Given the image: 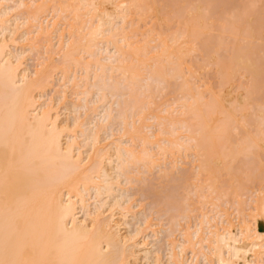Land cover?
Segmentation results:
<instances>
[{"label": "bare ground", "instance_id": "obj_1", "mask_svg": "<svg viewBox=\"0 0 264 264\" xmlns=\"http://www.w3.org/2000/svg\"><path fill=\"white\" fill-rule=\"evenodd\" d=\"M201 1L0 0V264H264L253 7Z\"/></svg>", "mask_w": 264, "mask_h": 264}, {"label": "rangeland", "instance_id": "obj_2", "mask_svg": "<svg viewBox=\"0 0 264 264\" xmlns=\"http://www.w3.org/2000/svg\"><path fill=\"white\" fill-rule=\"evenodd\" d=\"M205 1V0H204ZM201 1L202 2V4H200L201 5V7L204 5V6H206V7H208V5H210V3L209 2H207V1H210V0H207V1ZM212 1H213V3H214V1H215V3L213 4L212 3ZM212 1H210L211 3H212V5L211 6H217V5H215V4H218V5H221V4H224V7L222 8V6H221V8L222 9H226L227 11H230L232 8H234V7H237V6H232V5H236V4H239L238 6H239V8H244L243 10H240V12H244L245 10H246V8H247V6H248V8L250 9V8H252L253 10L252 11H250L248 8V10L247 11H250V13H252V14H250V17H248L246 20H248V22H250V24L251 23H253V25H251L252 27L254 26V28H252L251 29V32H252V34H251V32L249 33V34H251L252 35V37L253 36H255V37H253V38H251V36H247V38H246V41H245V38H241L242 39V41H241V39H237L236 40V42H234L232 45H231V42L230 41H227L228 39H226V41H227V43H228V46L230 47L229 48V50L227 51L228 52V54H226V53H224L225 54V56L223 57L224 59V62H227L226 64H230V62L232 61V58L230 57V53H231V47L234 45V44H240V45H243V46H247L248 44L250 45L251 44V46L252 45H256L257 46V49H256V51H257V57H260V58H264V42H263V44H262V46H260L259 44L262 42V41H264V39H263V37H264V34H263V36H262V33L261 32H263V31H261L262 29H260V27L261 26H259V25H261L260 23H261V18L264 16V0H252V2H251V0L249 1V0H221V1H219V0H212ZM217 1H219V2H217ZM230 1V2H229ZM259 1V2H258ZM200 2V3H201ZM204 2V3H203ZM207 2V3H206ZM225 2L227 3V5L225 4ZM256 2V3H255ZM241 4H244V5H246V6H242ZM255 4V5H254ZM257 4V5H256ZM226 6V7H225ZM242 6V7H241ZM220 8V9H221ZM257 9V10H256ZM258 9H259V11H258ZM261 10V11H260ZM259 13H258V12ZM240 12H238V17H241L240 15H243V14H240ZM256 12V13H255ZM254 13V14H253ZM238 17H236L237 18V21L236 22H241V20H242V18L244 17V16H242L241 18H239L238 19ZM258 17V18H257ZM250 18V19H249ZM257 18V19H256ZM259 19V20H258ZM263 19V18H262ZM236 20V19H235ZM254 20V21H253ZM238 24V23H237ZM235 25H236V23H235ZM257 27V32H255V28ZM260 31V32H259ZM258 33H260L259 35H258ZM259 37V38H258ZM261 38V39H260ZM256 39V40H255ZM258 39H260V40H262V41H260V40H258ZM248 40V41H247ZM253 41V42H252ZM256 41V42H255ZM230 42V43H229ZM249 42V43H248ZM246 43V44H245ZM255 43V44H254ZM230 44V45H229ZM249 45H248V47H249ZM229 56V57H228ZM230 58H231V60H230ZM225 59H229L228 61L226 60L225 61ZM232 65H233V62L231 63ZM234 66V65H233ZM234 69H236L235 67H233ZM232 68V69H233ZM231 70V69H230ZM233 73H232V75H234V76H232V77H234V78H231L230 77V79H232L231 81H233L232 82V85H233V83H237V82H248V80L247 79H245V77L243 76V78H241L242 77V75H241V73L240 72H237V71H233V70H231ZM240 75H241V77H240ZM239 78V79H238ZM233 79H235V82H234V80ZM210 81H212V82H217L216 81V79L215 78H213V77H211L210 78ZM244 83V84H247V83ZM155 182H154V181ZM153 180H150V181H148L149 182V184L150 185H148V184H146V185H144V186H141L140 188H142V189H140L139 190V188H138V190H137V192H136V194H137V196H139V193H143V195H149L148 196V198H146L147 200H144L145 202L146 201H151L152 203H153V205H154V207H156L158 204H157V202L161 199V197H159V195H157L155 192L157 191H153L152 192V190H154V189H157L158 187V182H157V179L156 178H153ZM147 182V183H148ZM152 182V183H151ZM155 183H157V184H155ZM152 184H154V186L152 185ZM157 185V186H156ZM149 186V187H148ZM153 186V187H152ZM159 186H160V184H159ZM145 187H148V188H145ZM150 188V189H149ZM142 190V191H141ZM146 191V193H148L149 191H150V193H148V194H146L145 192H143V191ZM148 191V192H147ZM152 194V195H151ZM141 195V194H140ZM155 195V196H154ZM142 196V195H141ZM140 196V197H141ZM152 197V198H151ZM156 198V199H155ZM158 198V199H157ZM154 202H156L155 204H154ZM156 205V206H155Z\"/></svg>", "mask_w": 264, "mask_h": 264}]
</instances>
